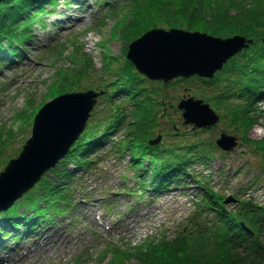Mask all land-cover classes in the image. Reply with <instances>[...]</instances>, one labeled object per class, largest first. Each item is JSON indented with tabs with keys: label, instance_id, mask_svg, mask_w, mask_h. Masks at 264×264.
<instances>
[{
	"label": "rangeland",
	"instance_id": "1",
	"mask_svg": "<svg viewBox=\"0 0 264 264\" xmlns=\"http://www.w3.org/2000/svg\"><path fill=\"white\" fill-rule=\"evenodd\" d=\"M125 1L57 0L55 7L47 5L44 12H40L39 19L42 21H35L29 29V38L16 45L20 49L16 56L9 52L6 56L8 63H5L2 61L3 55H0V171L10 159L19 155L20 148L31 136L33 118L43 98L54 97L53 92L50 94L49 91L55 80L64 84V75L68 73L69 80L80 87L79 90H86L87 87L92 88L91 85L107 84L110 79L115 82L119 73H129L123 50L126 39L123 41L120 35L113 33L117 17L108 16L109 10ZM66 8L68 11H65ZM70 15L77 20H66ZM102 18L105 23L101 26L98 23ZM23 39L25 37L21 41ZM107 47L112 52L110 54L117 57L110 56ZM85 52L92 62L85 65L89 68V75L82 77L77 70L83 64L81 58ZM128 79L116 81L111 90L117 89L121 82L128 83ZM57 86L60 84H55L52 89ZM170 91L169 101L176 109L169 105L168 117L165 114L162 116L161 125L154 134H163L162 148L201 143L204 151H210L211 155L199 156L191 161L186 177L180 176L178 184L172 180L169 188L153 190L148 186L152 180L150 173L138 177L139 172H143L138 168H144L145 163H134L130 150L116 147L117 140L127 134L124 133L126 121H123L105 141L92 148L91 154L95 160L91 168L80 171L81 177L70 182L72 191L68 196L71 199L68 213L56 216L53 221L38 222L37 227L32 229L34 234L37 233L35 239H23V232L28 229L21 225L17 228L20 230L18 243L8 236L0 238V247L11 245L7 253L19 258L24 251L36 245L34 241L40 240L43 230L47 232L44 236H51L52 243L60 234L66 238H61V242L55 245L39 248V253L34 257H26L12 264H113L109 253L104 256L110 245L124 248L136 246L158 234L172 235L177 224H184L193 210V201L197 199L198 178L201 177L220 194L264 204V159L255 151L256 144L246 141L240 130L224 118L223 109L215 105L216 100L212 102L211 98L216 94L213 85L199 79L176 81V86L171 87ZM184 94H192L209 102L221 116L218 123L202 130L185 124L182 111L177 108ZM121 100L117 98L118 102ZM110 106V102L99 97L93 112L107 115L105 109ZM256 106L264 110V98L258 99ZM124 109L129 111L127 106ZM222 132L237 136V147L224 151L215 146V140ZM247 136L253 140L264 138V113L247 130ZM164 159L175 161L176 157L165 153ZM68 168L74 170L72 164ZM45 176L53 181L61 180L52 171ZM22 198L24 196L16 201L20 207L18 214H32L33 211L28 212L23 207L25 200ZM227 205L234 209L237 203ZM3 224L4 228L11 229L6 221Z\"/></svg>",
	"mask_w": 264,
	"mask_h": 264
},
{
	"label": "trees",
	"instance_id": "2",
	"mask_svg": "<svg viewBox=\"0 0 264 264\" xmlns=\"http://www.w3.org/2000/svg\"><path fill=\"white\" fill-rule=\"evenodd\" d=\"M46 2L55 3V0H0V51L13 47L22 35H28L27 27L36 20ZM111 14L117 17L113 33L120 34L127 44L146 30L159 26L200 30L220 37L241 34L252 38L254 42L250 47L234 56L213 79H200L207 80L215 90L223 84L219 92L214 91L216 94L211 100H216V106L224 111V118L243 133L244 139L256 144L255 151L264 159V138L253 140L247 136V130L264 113L256 107L257 100L264 98V0H126ZM104 23L101 20L99 25ZM84 55L83 58L77 55L84 60L77 71L82 77L89 75L85 65L92 62L89 54L85 52ZM127 63L129 73H119L115 82L109 83L114 85L116 81L129 78L128 83L121 82L117 89L107 90L105 96L111 103L110 108L105 109L107 115L88 126L66 159L54 169L61 180L43 178L29 195V208L36 210L38 217L44 218L51 207L59 210L61 201H68L63 179L72 178V173L67 165L74 162L77 166H89L92 163L89 154L95 144L106 140L127 118L123 110L126 102L131 105V117L124 130L127 134L117 140L116 147L135 151L134 163L149 159L147 169L150 167L154 173V186L167 185V177H185L191 161L211 155L201 148V143L189 144L184 152H179L183 147L162 148V144L152 146L149 143L161 125L162 116L168 117L167 108L172 106L169 101L171 87L176 86V81H190L193 77L165 84L141 77L133 64L128 60ZM74 87L69 74L65 73V83L49 93L55 96ZM117 96L123 100L115 102ZM109 117L112 118L107 120ZM165 153L175 155V161L164 159ZM199 180L198 200L187 221L176 226L175 234H159L131 247L110 245L104 256L109 253L113 264H264V204L242 200L230 209L224 203L223 194Z\"/></svg>",
	"mask_w": 264,
	"mask_h": 264
},
{
	"label": "water",
	"instance_id": "3",
	"mask_svg": "<svg viewBox=\"0 0 264 264\" xmlns=\"http://www.w3.org/2000/svg\"><path fill=\"white\" fill-rule=\"evenodd\" d=\"M251 42L241 35L222 38L198 30L159 27L132 41L127 56L149 78L170 82L178 76L195 74L213 77L229 58ZM97 96L92 90L65 93L42 106L20 155L0 172V210L8 209L65 157L84 131ZM178 107L183 110L185 124H194V128L211 127L219 120L217 112L203 99L185 97ZM217 144L231 150L237 145V138L222 133Z\"/></svg>",
	"mask_w": 264,
	"mask_h": 264
},
{
	"label": "bare ground",
	"instance_id": "4",
	"mask_svg": "<svg viewBox=\"0 0 264 264\" xmlns=\"http://www.w3.org/2000/svg\"><path fill=\"white\" fill-rule=\"evenodd\" d=\"M70 18H72V16H70ZM60 237L62 238V239H65L66 238V236L64 237V235H61L60 234ZM31 254V255H34L36 252L35 251H31V250H27L26 251V253H25V255H27V254Z\"/></svg>",
	"mask_w": 264,
	"mask_h": 264
}]
</instances>
